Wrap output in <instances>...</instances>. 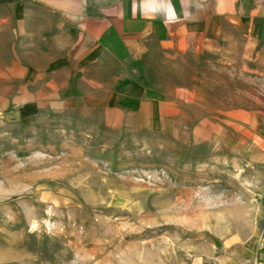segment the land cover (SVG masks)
Here are the masks:
<instances>
[{
	"label": "rangeland",
	"instance_id": "374dc122",
	"mask_svg": "<svg viewBox=\"0 0 264 264\" xmlns=\"http://www.w3.org/2000/svg\"><path fill=\"white\" fill-rule=\"evenodd\" d=\"M137 70L123 68L139 83L118 128L76 101L0 134V264L254 257L264 146L247 122L264 119V42L233 36Z\"/></svg>",
	"mask_w": 264,
	"mask_h": 264
},
{
	"label": "crops",
	"instance_id": "0c3cea01",
	"mask_svg": "<svg viewBox=\"0 0 264 264\" xmlns=\"http://www.w3.org/2000/svg\"><path fill=\"white\" fill-rule=\"evenodd\" d=\"M170 6L169 12L167 0H0V134L11 140L13 126L26 132L76 101L94 103L104 125L118 128L139 83L125 66L136 74L147 60L178 62L233 36L264 42V0ZM164 12L178 22L166 23ZM247 125L264 146V119ZM257 247L253 258L226 253L214 264H264V232Z\"/></svg>",
	"mask_w": 264,
	"mask_h": 264
},
{
	"label": "clouds",
	"instance_id": "9594fccd",
	"mask_svg": "<svg viewBox=\"0 0 264 264\" xmlns=\"http://www.w3.org/2000/svg\"><path fill=\"white\" fill-rule=\"evenodd\" d=\"M167 2H168V4H169V8H168L167 11L170 12V11H172L173 9H172L171 6H170V0H167ZM162 15L164 16V19H165V22H166V23H176V22H178V19H177V18H173V17L168 16L167 12L162 13Z\"/></svg>",
	"mask_w": 264,
	"mask_h": 264
}]
</instances>
